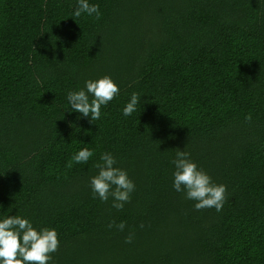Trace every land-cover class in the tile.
<instances>
[{
	"label": "trees",
	"instance_id": "trees-1",
	"mask_svg": "<svg viewBox=\"0 0 264 264\" xmlns=\"http://www.w3.org/2000/svg\"><path fill=\"white\" fill-rule=\"evenodd\" d=\"M88 3L99 19L0 0V221L55 229L49 264H264V0ZM104 76L120 91L100 118L72 111L68 93ZM177 149L226 185L222 210L174 189ZM106 152L135 184L122 210L94 197Z\"/></svg>",
	"mask_w": 264,
	"mask_h": 264
},
{
	"label": "clouds",
	"instance_id": "clouds-1",
	"mask_svg": "<svg viewBox=\"0 0 264 264\" xmlns=\"http://www.w3.org/2000/svg\"><path fill=\"white\" fill-rule=\"evenodd\" d=\"M82 13L89 16L95 14V18L99 19V5H90L88 0H78V7L73 14L80 17ZM86 90L69 92L67 99L72 111L81 113L84 117L90 116L92 121L100 118L101 106L107 105L120 91L109 76L96 81H86ZM89 94L94 97L91 102ZM139 99L137 93H132L130 102L123 109L125 116H130L136 111ZM246 119L251 121V115ZM93 154L88 148H84L72 157L67 167L71 168L73 162L87 163ZM100 159L103 163L95 165L99 172L91 178L94 197L98 196L106 202L111 195L114 198L112 207L122 210L125 203L130 202L135 184L125 170L114 167L116 160L111 153H103ZM173 163L176 168L173 173V187L177 192H183L187 199L196 201L195 210L206 208L222 210L226 199V185L213 183L211 177L190 159V153L186 150L177 149ZM113 226L123 231L126 224L124 222L118 225L114 222L109 224V228ZM132 238L130 234L125 242L131 243ZM59 247V236L55 229L44 228L38 231L28 219L19 215L9 216L0 221V264H49L52 254L56 253Z\"/></svg>",
	"mask_w": 264,
	"mask_h": 264
}]
</instances>
